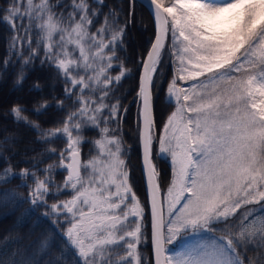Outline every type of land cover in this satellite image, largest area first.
I'll return each instance as SVG.
<instances>
[{
  "label": "snow or ice",
  "instance_id": "snow-or-ice-1",
  "mask_svg": "<svg viewBox=\"0 0 264 264\" xmlns=\"http://www.w3.org/2000/svg\"><path fill=\"white\" fill-rule=\"evenodd\" d=\"M93 2L100 7L92 8L88 0H71L64 5L70 9L66 14L55 11L61 0H15L5 9L8 15L3 22L14 33L9 53L22 56L24 43L31 49L21 60L14 87L22 84L26 78L23 68L32 63L42 46L41 64L48 62L71 85L64 89L65 98L71 99L79 89L74 103L80 107L68 114L62 126L47 130L22 115L26 109L15 106L10 110L17 124L23 122L39 133V142L66 139L60 153V167L68 173L62 188L70 189L73 195L48 204L46 197L61 191V186L51 190L55 185L51 176L40 178L27 168L19 173H13L11 166L4 169L0 183H10L19 176L20 186L29 187L27 200L32 207L26 214L44 206L50 209L42 214L45 218L65 216L69 226L58 232L61 242L57 255H53L54 240L44 237L35 249L19 257L13 253L0 259V264H68L70 256L72 264H144L138 248L144 208L123 170L120 141L109 137L108 128H102L100 139L88 141L97 155L81 160L85 142L82 129L107 124L102 117L105 109L110 117L117 114L118 103L107 105L103 101L111 86L119 84L129 71L122 62L113 63L119 59L116 47L122 44L126 26H116L117 13L110 9L100 27L90 31L104 5V0ZM150 7L154 9L156 40L143 62L139 95L155 264H245L241 253L246 254L250 247L256 255L247 258L248 264H264V0H150ZM33 28L39 33L35 49L31 47ZM18 29L23 30V37ZM169 34L181 75L167 89L166 102L176 105L164 125L165 133L171 131V136L159 138L160 152L170 153L173 165L165 219L154 183L157 174L149 159L153 140L150 86ZM9 63V59L4 61L5 70ZM114 67L120 72L111 76ZM177 80L192 83L182 88ZM40 87L32 85L33 89ZM85 91H99V103L91 96L85 98ZM49 106L45 101L33 111L40 114ZM56 107L62 109L63 102L58 101ZM48 152L55 154V149ZM52 169L49 165L42 171L50 173ZM28 177L33 185L27 184ZM2 195L15 199L17 193L9 189ZM58 222L53 221V225ZM216 231L225 235L215 236ZM173 242H178L177 248L166 247Z\"/></svg>",
  "mask_w": 264,
  "mask_h": 264
},
{
  "label": "trees",
  "instance_id": "trees-1",
  "mask_svg": "<svg viewBox=\"0 0 264 264\" xmlns=\"http://www.w3.org/2000/svg\"><path fill=\"white\" fill-rule=\"evenodd\" d=\"M15 0H0V173L11 166L13 173H19L21 169L35 171L37 176L44 178L49 175L55 181L54 186H50L53 192L56 186H61V191L57 195L46 197L47 203L52 204L57 201H65L73 195V192L62 188L67 171L60 167V153L66 147V139L56 138L51 142H39L37 136L39 133L24 124H17L10 110L15 106H20L26 111L22 115L26 116L29 121L40 125L41 130H47L62 126L63 121L69 113L76 111L80 105L74 103L79 89L73 92L71 99L65 98V87H71L66 84L60 77L57 70L48 62L41 64L44 58L43 47L38 50V56L32 63L23 68L26 78L22 84L14 87V82L18 79L21 71V60L29 56L31 49L24 43L22 47V56L15 53L10 54L8 44L10 38L14 35L8 25L3 22V17L8 15L5 9L14 4ZM38 2V0H37ZM55 3V0H52ZM92 8H98L93 0H88ZM71 0H61V4L55 11H64L65 14L70 9L64 8V5L70 4ZM110 9L116 11L118 21L116 26H126L122 36V44L116 47V56L118 61L128 69L127 75L121 79L119 84L111 86L108 97L103 101L104 104H119L117 114L114 117L109 116V110L105 109L102 117L108 120L107 124L100 123L99 128L84 127L81 135L85 142L81 145L82 159L92 155L94 145L88 141H94L100 136V129L108 128L109 135L117 137L121 146V157L125 162L128 170V183L132 192L137 196L140 204L144 208L143 215V236L142 242L138 245L144 264H153V248L151 239V208L149 195L146 190L145 181L142 173L140 145H139V127H140V78L144 58L152 44L156 34V25L154 15L151 10L139 0H104L100 16L95 19L90 31L95 32L96 28L103 23L104 15ZM122 9V11H121ZM21 11L24 7L21 6ZM111 19V17L109 18ZM28 21L25 19L24 24ZM19 35L24 36L22 29H18ZM31 47H37L36 40L38 31L33 28L31 33ZM27 37H25V40ZM169 36L166 37L164 47L161 50L160 60L157 70L153 74L152 93H153V126L152 133V160L156 167L157 179L162 191L166 190L172 180L173 168L166 157L157 153V141L168 115L174 109V102H166L165 90L171 76L174 75L173 63L169 57L168 49ZM10 60L7 69H4V61ZM120 72L119 67L110 70L111 76H116ZM83 73H80L82 75ZM74 75H76L74 73ZM38 83L40 89H33L32 85ZM97 100L99 103L100 92L85 91L84 97ZM45 101L50 105L42 113L37 114L33 111ZM58 101L63 102V108L58 110L56 104ZM95 106V105H93ZM75 135V133H74ZM14 136L15 139L5 141V137ZM55 149V154L48 152V149ZM66 154V153H65ZM53 165L50 173H45L42 169ZM21 179L16 176L11 179L10 183H0V259L11 257L13 253L20 254L35 249L37 242L44 237H51L54 240L53 255L59 252L61 237L58 232H63L69 226L64 221L65 216L59 218L49 216L45 218L42 214L49 212L50 209L44 206H38L34 212L26 214L31 209L28 202L29 187L20 186ZM27 184L33 185L31 177L27 178ZM14 190L17 193L15 199L5 198L2 194L6 190ZM21 198H24L21 202ZM59 220L56 225L53 221ZM214 228H222L223 225H214ZM217 234L225 233L216 231ZM18 238V242H17ZM7 241V242H6ZM116 251L123 254L122 249ZM245 264H248L247 258L254 257L256 252L249 248L245 254ZM68 264H72V257H68Z\"/></svg>",
  "mask_w": 264,
  "mask_h": 264
},
{
  "label": "rangeland",
  "instance_id": "rangeland-1",
  "mask_svg": "<svg viewBox=\"0 0 264 264\" xmlns=\"http://www.w3.org/2000/svg\"><path fill=\"white\" fill-rule=\"evenodd\" d=\"M166 2H167V0H166ZM169 36V41H168V49H169V51H170V54H169V57H171V61H172V63H173V70H174V74H175V76L176 77H178L179 75H181V73H179L178 71H177V68H178V63L176 62V57L174 56V55H172V39H171V35L169 34L168 35ZM158 65V64H157ZM174 76V75H173ZM173 76H171L170 77V79H169V81H168V83H167V85H166V90H165V96H166V98H167V89H168V85L172 82V80L174 79V77ZM191 83H192V81H187V80H185V81H181V80H177V85H178V87H182V88H188V87H190V85H191ZM174 102V101H173ZM174 104H175V102H174ZM176 110V105H175V107H174V109L171 111V113L168 115V117L172 114V112L173 111H175ZM168 117H167V119H166V122H165V124L168 122ZM164 124V125H165ZM165 135H167L168 137H170L171 136V131H169L167 134L165 133V129H164V126H163V128H162V131H161V133H160V135L158 136V141H157V153H158V155H160V156H163V157H166L168 160H169V162L171 163V165H172V159H171V155H170V153H161L160 152V146H159V138L161 137V136H165ZM109 137H114V136H112V135H109ZM117 138V137H116ZM96 139H100V136L99 137H97ZM95 139V140H96ZM118 139V138H117ZM119 140V139H118ZM121 147V146H120ZM94 148H95V146H94ZM114 150V149H113ZM97 155V150H96V148L94 149V151L92 152V155H89V156H87V158L86 159H82V161H87L89 158H91V157H93V156H96ZM120 159H122L123 160V158L120 156ZM154 167H155V165H154ZM172 168H173V165H172ZM123 170L124 171H127V173H128V170L126 169V167H125V164H124V166H123ZM155 171H156V167H155ZM156 173H157V171H156ZM172 179H173V175H172ZM171 182H172V180H171ZM171 185V183L169 184V186ZM169 186L166 188V190H164V191H162V190H160L161 191V198H162V204H163V209H164V216H165V219H167V190H168V188H169ZM72 197V196H71ZM71 197H68V199L67 200H69V199H71ZM66 201V200H65ZM185 235H188V234H185ZM214 235L215 236H223V235H221V234H217L216 232L214 233ZM166 247H168V248H172V249H175V248H177L178 247V242H173L171 245H166Z\"/></svg>",
  "mask_w": 264,
  "mask_h": 264
},
{
  "label": "water",
  "instance_id": "water-1",
  "mask_svg": "<svg viewBox=\"0 0 264 264\" xmlns=\"http://www.w3.org/2000/svg\"><path fill=\"white\" fill-rule=\"evenodd\" d=\"M139 1H141L142 3H144L151 10V12L154 15V9H152L150 7V0H139ZM155 40H156V34H155V37H154V39L152 41V44L155 42ZM165 41H166V38L164 39L163 43H165ZM152 44H151V46H150V48H149V50H148V52H147V54H146V56L144 58V61H147L148 53L151 50ZM143 71H144V68H143V64H142L141 76L143 75ZM174 78H176L175 75H174ZM150 91H151V109H152L151 110V115H152V122H153V93H152V84L150 86ZM143 131H144L143 102H142V97L140 96L139 145H140V155H141L142 173H143V178H144L145 185H146V190H147L148 195H149V202H150V208H151V199H150V194H149V189H148V171H147V168L145 167V164H144V145H143V140H142V135H141L143 133ZM149 159L151 161L152 166L154 167V163H153V160H152V145H151V148H150ZM81 160H82V157H81ZM154 183L156 185H158V193H157V195H158L159 201L162 202L160 185H159V182H158V179H157V175L154 178ZM151 216H152V213H151ZM152 248H153V246H152ZM153 264H155V253H154V249H153Z\"/></svg>",
  "mask_w": 264,
  "mask_h": 264
}]
</instances>
